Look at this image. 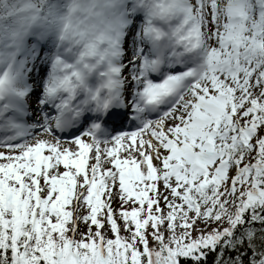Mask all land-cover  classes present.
<instances>
[{"label": "snow or ice", "instance_id": "obj_1", "mask_svg": "<svg viewBox=\"0 0 264 264\" xmlns=\"http://www.w3.org/2000/svg\"><path fill=\"white\" fill-rule=\"evenodd\" d=\"M0 264H264V0H0Z\"/></svg>", "mask_w": 264, "mask_h": 264}]
</instances>
